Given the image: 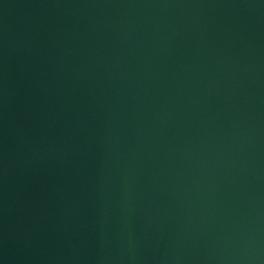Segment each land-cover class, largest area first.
Here are the masks:
<instances>
[{"label": "water", "instance_id": "water-1", "mask_svg": "<svg viewBox=\"0 0 264 264\" xmlns=\"http://www.w3.org/2000/svg\"><path fill=\"white\" fill-rule=\"evenodd\" d=\"M0 264H264V0H0Z\"/></svg>", "mask_w": 264, "mask_h": 264}]
</instances>
